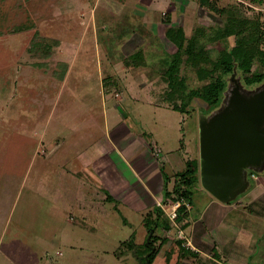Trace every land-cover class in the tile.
Listing matches in <instances>:
<instances>
[{"label":"rangeland","instance_id":"rangeland-1","mask_svg":"<svg viewBox=\"0 0 264 264\" xmlns=\"http://www.w3.org/2000/svg\"><path fill=\"white\" fill-rule=\"evenodd\" d=\"M209 5L215 8L199 0H0V256L13 264H138L154 203L169 225L153 233V264H246L244 248L257 251L264 159L243 170V186L226 202L197 176L188 219L220 218L212 229L198 222L180 230L172 216L180 203L162 202L164 178L171 191L187 161L199 164L201 123L228 105L231 75L220 76V100L208 105L221 52L239 43L264 51V0ZM178 38L181 59L167 72ZM240 63L241 96L264 92V79L244 85ZM261 73L254 56L247 76ZM180 79L183 99L175 96ZM137 145L154 155L146 185L112 151ZM103 151L110 156L88 164L89 154ZM213 245L228 256L214 260Z\"/></svg>","mask_w":264,"mask_h":264},{"label":"water","instance_id":"water-1","mask_svg":"<svg viewBox=\"0 0 264 264\" xmlns=\"http://www.w3.org/2000/svg\"><path fill=\"white\" fill-rule=\"evenodd\" d=\"M234 87L226 109L199 132V177L202 188L220 201H228L243 186V170L264 159V92L244 99ZM151 234L146 239L147 246ZM137 255L138 264H149V255Z\"/></svg>","mask_w":264,"mask_h":264},{"label":"trees","instance_id":"trees-1","mask_svg":"<svg viewBox=\"0 0 264 264\" xmlns=\"http://www.w3.org/2000/svg\"><path fill=\"white\" fill-rule=\"evenodd\" d=\"M199 2L203 5H208L211 9H214L215 6L213 5H209L210 0H199ZM231 15V13H230ZM231 25H233L234 29L236 30L238 27H236V24H234L235 22H233L234 19H231ZM180 38H178L177 41V50L178 52L174 55L172 62L169 64V68L168 71L170 70V72H175L177 71V65L176 63H179L180 59H181V40ZM192 45V44H191ZM255 50V49H254ZM252 48H247L245 47L243 44H238L237 46L233 47L232 49H230V51H223L221 52V56L219 61L216 63V69L219 72V76L217 77V93H216V97L209 101L208 105L209 106H215L217 105V103L220 100V96L222 91L224 90V83L223 81H221V75H231L230 78V84L233 85L234 87V83L232 81V77L235 81H239L238 78H235L234 76V68L237 65V61L239 59H241V63L239 69L241 71L242 76H244L243 78V82L244 85L246 86H252L253 84H257L260 83L263 79H264V73L255 75L254 77H249L247 76L250 73L251 70V61H252V57L256 56L257 57V61L259 62L260 66L262 68H264V51L262 50H255L254 51ZM191 50H187L186 51V56L189 59L191 57ZM194 54V53H193ZM192 54V55H193ZM192 59V57H191ZM203 74L199 72V75L201 76ZM184 86L182 85V79H180L179 83L176 82V85L174 87V89L177 91V95L179 94V98L183 99L182 94L184 93ZM233 87L230 89L229 94H228V98H230L231 96V90L233 89ZM171 92H168V94H170ZM194 93V92H193ZM192 95V94H188L187 96ZM229 100V99H228ZM183 101V100H182ZM181 108V106H180ZM162 171V168L160 169V172ZM264 173V171H263ZM197 176L199 179V164L198 161L195 160H189L186 162L185 164V170L182 173H178L176 174V179H175V184L173 186V189L171 191H168L167 189V184L169 182V178L165 177L163 180V186H162V202L163 204H165L166 200L171 199V201L173 203H180L179 207L176 209L175 211V223L176 225L179 227L180 230H185L186 228H188L190 226V221H189V216L187 214V206L189 205L190 207L193 206V195H194V188L195 185L197 184ZM249 176L252 178L253 174L249 173ZM154 211L153 213H149L147 215V222H146V227H147V237L149 236V234H151L150 237V241H149V246L151 247L150 250H148V248L146 247L145 243L142 244L141 248H142V254L140 255H146L148 254L152 249H153V253L149 255L148 259H149V264H153L156 255L158 254V249L153 248V243H155L158 239L156 237L153 236V233L155 231L156 228H158L160 226V228L166 229L167 225H169V222L165 219L164 217V211L161 208V205H155L154 204ZM160 223V225H159ZM146 242V241H145ZM161 244H163L165 242V239H161L160 240ZM177 246L182 245L181 241H177ZM135 245H131V251L135 248ZM137 250V247H136ZM213 251V250H212ZM137 253V251H136ZM170 254V253H169ZM168 254V258H170L172 254L169 255ZM192 256L196 259L199 260L198 256L196 253H193ZM213 259L214 260H219V255L217 254L216 251H213ZM213 260V261H214ZM142 261H144V257L142 258Z\"/></svg>","mask_w":264,"mask_h":264},{"label":"crops","instance_id":"crops-1","mask_svg":"<svg viewBox=\"0 0 264 264\" xmlns=\"http://www.w3.org/2000/svg\"><path fill=\"white\" fill-rule=\"evenodd\" d=\"M106 137V136H105ZM110 145L111 147V143L107 145L106 148L102 149L104 151L107 150L108 146ZM138 147H136V149H133L130 153H124L121 151V153L118 151L116 152L115 150H112L113 152H115L116 154H118L123 163L125 164V169H128L129 172H131L132 177L139 179V182L141 184L146 185L145 183H147V181L154 176L153 173V168H151V166L153 165V157L154 155L150 152V148L149 147H143L141 145H137ZM109 147V148H110ZM138 149V150H137ZM135 150H137L135 153H133ZM100 152L101 155H93V154H89L91 156V159L88 161L89 165H91L93 168L96 167V165H98L99 162H102L104 159H102L104 156H110L108 155L106 152ZM110 151V149H109ZM112 151H110V153H112ZM128 152V151H127ZM144 157V158H143ZM99 159H101V161H98ZM118 172L121 173V169L118 168V166L115 168ZM160 172V170L158 171V173ZM144 175V177H142V174ZM256 180V178L254 179ZM146 188V187H145ZM254 189V188H253ZM256 189V188H255ZM148 190V189H147ZM140 194V193H139ZM141 196V195H140ZM144 197V203L147 202V200L151 199L152 194L150 191H147L146 195L141 196L140 198ZM149 201V200H148ZM155 204V203H154ZM264 211V207L262 206L260 209L257 208V213H259L260 215H262V218H257V231H261L260 234H257V240L255 242L256 244V250H250L248 251V249L245 247L244 249L246 250V252H242V254H244L245 256V262L246 264H259L262 262V260H264V212L263 214H261V212ZM259 215V217H260ZM190 217V215H189ZM221 219L220 218H197L196 220H194L193 222L190 220V228L195 224V223H202L203 227L205 229V227L212 229L213 228V222H220ZM260 224V225H259ZM262 224V225H261ZM215 226V225H214ZM188 227V228H189ZM216 245H213V248L216 250L217 254L219 255V259H221V257L224 258V256H228V251L224 249L225 255H222L218 249L216 248ZM248 251V252H247ZM256 251V252H255ZM257 254V255H256ZM232 256V255H230ZM233 264H239V259H231ZM12 263V262H11ZM9 262V259L7 257H5L4 255L0 256V264H11ZM13 264V263H12Z\"/></svg>","mask_w":264,"mask_h":264},{"label":"built area","instance_id":"built-area-1","mask_svg":"<svg viewBox=\"0 0 264 264\" xmlns=\"http://www.w3.org/2000/svg\"><path fill=\"white\" fill-rule=\"evenodd\" d=\"M252 178H254V176H252ZM175 211L176 210H174L173 213H172L173 218L175 217Z\"/></svg>","mask_w":264,"mask_h":264},{"label":"flooded vegetation","instance_id":"flooded-vegetation-1","mask_svg":"<svg viewBox=\"0 0 264 264\" xmlns=\"http://www.w3.org/2000/svg\"><path fill=\"white\" fill-rule=\"evenodd\" d=\"M146 247L148 248V250H150V249H151V247L149 246V244H148Z\"/></svg>","mask_w":264,"mask_h":264}]
</instances>
